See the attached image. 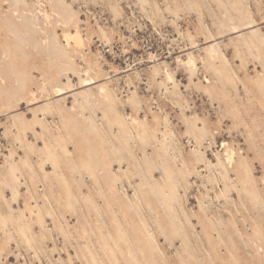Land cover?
<instances>
[{
  "label": "rangeland",
  "instance_id": "374dc122",
  "mask_svg": "<svg viewBox=\"0 0 264 264\" xmlns=\"http://www.w3.org/2000/svg\"><path fill=\"white\" fill-rule=\"evenodd\" d=\"M0 264H264V0H0Z\"/></svg>",
  "mask_w": 264,
  "mask_h": 264
},
{
  "label": "bare ground",
  "instance_id": "6f19581e",
  "mask_svg": "<svg viewBox=\"0 0 264 264\" xmlns=\"http://www.w3.org/2000/svg\"><path fill=\"white\" fill-rule=\"evenodd\" d=\"M20 2V1H19ZM66 11V10H65ZM19 12V11H18ZM19 14V13H18ZM20 18H22V17H20ZM22 20V19H21ZM34 20V19H33ZM25 22V21H24ZM35 22V21H34ZM25 24V23H24ZM76 31H78V30H76ZM65 34V33H64ZM76 35H78V34H76ZM74 36V35H73ZM72 36V37H73ZM69 38H70V36H68ZM78 37H80V35H78ZM69 38H68V42H70L69 41ZM55 39H56V37H55ZM71 39V38H70ZM77 39V38H76ZM79 39V38H78ZM82 39V38H81ZM81 41V40H80ZM76 42V41H75ZM71 43V42H70ZM76 44H77V42H76ZM79 45V44H78ZM77 45V46H78ZM76 46V45H75ZM84 46V45H83ZM79 48H80V46H79ZM84 48V47H83ZM212 49V48H211ZM96 60V59H95ZM188 63V62H187ZM190 63L192 64V61H190ZM190 63H188V65H190ZM183 64V63H182ZM195 65V64H194ZM190 67V66H189ZM89 74L87 73V76H88ZM170 78V77H169ZM87 79V78H86ZM92 80V79H91ZM89 81H90V79H89ZM88 80H85L84 81V84L82 85L83 87H86V86H88L89 84H88V82H89ZM68 84V83H67ZM109 84V83H108ZM98 87V86H97ZM108 87V86H107ZM100 89H102L101 87H100ZM105 89V88H104ZM43 90V89H42ZM58 90V89H57ZM102 91V93L104 92L103 91V89L101 90ZM59 92H60V90H59ZM62 92L64 93V91L62 90ZM62 92L58 95V96H60V95H62ZM106 92V91H105ZM35 93V92H34ZM31 95H32V93H31ZM34 95V94H33ZM36 97V96H35ZM34 97V98H35ZM106 98V97H105ZM52 100V99H51ZM36 101V100H35ZM31 104H33L32 102H31ZM30 104V105H31ZM76 104V103H75ZM73 108V107H72ZM114 112V111H113ZM88 121V120H87ZM133 121H135V120H133ZM223 146V145H222ZM229 150V149H228ZM170 153V152H169ZM227 154V153H226ZM232 154L234 155V152H232ZM228 158V157H227ZM232 159H233V156L231 157ZM230 158V159H231ZM227 162H228V160H227ZM229 164V163H228ZM234 164V163H233ZM230 166H231V163H230ZM248 193H250V192H248ZM260 231V230H259Z\"/></svg>",
  "mask_w": 264,
  "mask_h": 264
}]
</instances>
